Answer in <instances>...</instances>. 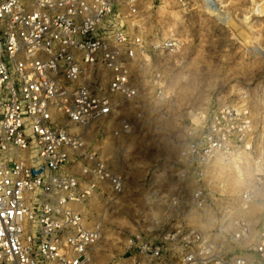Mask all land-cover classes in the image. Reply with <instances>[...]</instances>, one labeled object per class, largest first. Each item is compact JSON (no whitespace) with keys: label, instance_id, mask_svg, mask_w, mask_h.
I'll return each instance as SVG.
<instances>
[{"label":"built area","instance_id":"built-area-1","mask_svg":"<svg viewBox=\"0 0 264 264\" xmlns=\"http://www.w3.org/2000/svg\"><path fill=\"white\" fill-rule=\"evenodd\" d=\"M137 3L0 0V264L91 263L102 228L90 226L80 206L106 192L123 194L125 179L89 148L88 132L139 95L136 70L148 54L179 48L175 39L147 47L135 21ZM151 86L158 99L173 97L161 73ZM128 130L122 121L114 135ZM252 134L251 111L241 103L218 108L201 131L189 133L180 157L198 179H208L221 161L236 180L241 175V191L212 229L129 236L132 264H264V220L254 225L250 216L264 189V159L252 149ZM218 198L224 204L225 196ZM190 200L206 211L205 183Z\"/></svg>","mask_w":264,"mask_h":264},{"label":"rangeland","instance_id":"rangeland-1","mask_svg":"<svg viewBox=\"0 0 264 264\" xmlns=\"http://www.w3.org/2000/svg\"><path fill=\"white\" fill-rule=\"evenodd\" d=\"M215 1L223 7L222 19L208 12L205 0H138L135 21L147 47L175 39L179 48L173 55L148 54L136 70L139 95L121 101L117 116L95 123L88 132L89 148L125 179L123 194L106 192L80 206L87 223L102 228L90 264H132L125 250L129 236L179 226L212 229L216 214L234 205L243 181L235 179L229 165L214 162L201 182L180 157L189 133L201 131L218 108L248 106L255 153L264 158V0ZM156 72L172 91L170 100L156 97L151 86ZM122 121L129 130L115 136ZM201 183L211 194L205 212L190 200ZM217 194L225 196L224 204ZM172 197L178 199L176 205L170 203ZM250 216L254 225L263 222L264 189Z\"/></svg>","mask_w":264,"mask_h":264},{"label":"bare ground","instance_id":"bare-ground-1","mask_svg":"<svg viewBox=\"0 0 264 264\" xmlns=\"http://www.w3.org/2000/svg\"><path fill=\"white\" fill-rule=\"evenodd\" d=\"M205 2H206V9L209 10L208 12L212 13L214 16H217L219 19H220V17L222 19V15L224 14V11H222L221 9H223V7H219L215 0H205ZM219 19H217V20H219ZM227 21H229V20L227 19ZM253 143H254V145L252 146V149L256 152V150H255V142H253ZM257 156H258L257 159H259V160L264 159L262 154H261L262 157H259V155H257ZM240 176H239V178H240ZM242 184H244V183L242 182ZM242 184H239V185L241 186ZM154 197H155V194H152L151 198L154 199Z\"/></svg>","mask_w":264,"mask_h":264}]
</instances>
